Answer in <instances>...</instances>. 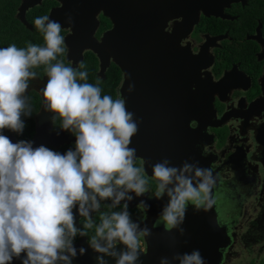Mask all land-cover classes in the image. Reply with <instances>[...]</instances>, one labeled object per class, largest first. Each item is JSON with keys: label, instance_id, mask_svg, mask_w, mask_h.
Masks as SVG:
<instances>
[{"label": "flooded vegetation", "instance_id": "obj_1", "mask_svg": "<svg viewBox=\"0 0 264 264\" xmlns=\"http://www.w3.org/2000/svg\"><path fill=\"white\" fill-rule=\"evenodd\" d=\"M23 1L0 0V5L15 11L19 22L29 28L18 16ZM88 1L90 4L96 0ZM106 1L110 4L115 2V5L120 3V0ZM138 1L145 2L148 9L159 10V15L166 13L168 18L164 20L165 34L150 36L147 45L149 63L154 64L153 71H159L161 80L142 84L146 87L137 89L136 98L140 100L136 101L148 106L147 116L153 118L155 131L160 128L157 121L168 124L188 122L189 132L183 137H188L194 154L214 171L213 208L227 236L219 249L218 264H264V0H134V4ZM61 5L60 0H41L29 8L27 20L32 25L29 29L34 30L33 21L37 17L48 16L52 9ZM151 15L154 16V11ZM97 17L93 35L101 40L113 24L103 9ZM70 33L71 28L61 27L64 58L69 67L78 69L80 64H88V53L93 52L84 51V59L73 66L72 60L66 58L65 38ZM135 51H139L138 44L134 45ZM96 59L98 81L92 84H99L102 95L121 98L119 88L122 80L116 92H108L112 90V70L118 66L111 60L103 77L98 73L99 60ZM189 64L195 67V79L191 81L190 88L185 86ZM40 74L37 73L38 78L30 81L26 92V95L34 97L28 99L32 106L31 116H22L25 122L23 132L18 134L4 129L0 134L8 136L13 143L31 141L33 147L44 145L65 153L74 148L75 135L62 130L60 120L53 121L55 114L45 110L39 88L44 87L47 76L45 72ZM146 88L148 90H144ZM41 114L47 119L48 128H44L48 138L37 142L38 117ZM209 118L212 124L206 125ZM252 144L256 151L250 159L247 151ZM233 152L235 154L231 155ZM135 163L143 169L142 176L147 181V190L143 193L149 198L164 197L165 192L156 196L158 182L146 173L142 159L136 157ZM119 191L123 188L115 189L111 199L97 197L99 209H89L93 222L91 228L85 229L86 218L73 210L75 226L86 231L87 235L81 236L78 232L72 238V247L80 243L91 246L89 239L95 235L101 214L123 211L125 204L133 222L134 218L139 221L145 219L146 211L138 203L134 204L132 191L126 192L124 198L113 206L115 194ZM128 196L132 199L128 200ZM191 204L194 205L189 202L186 206ZM160 218L159 223H165ZM137 235L141 247L145 248L144 237ZM18 260L14 258L12 264H21Z\"/></svg>", "mask_w": 264, "mask_h": 264}, {"label": "clouds", "instance_id": "obj_2", "mask_svg": "<svg viewBox=\"0 0 264 264\" xmlns=\"http://www.w3.org/2000/svg\"><path fill=\"white\" fill-rule=\"evenodd\" d=\"M34 24L43 33L44 46L29 44L18 48L12 44L0 48V132H23L22 116L32 114L26 92L30 81L38 78L33 69L43 65L47 76L41 90L43 105L55 114L53 121L60 120L62 130L75 135V146L60 153L44 145L33 147L31 141L13 143L0 134V264H12L14 258L20 259L21 264L67 261L65 251L75 255L72 238L78 232L87 235L75 226L74 209L86 218L84 228H91L89 209H99L97 197L111 199L115 189L123 188L116 192L114 206L128 191L139 196L147 190L143 169L135 163L136 150L129 147L138 125L124 98L102 95L98 83L87 82L86 70L77 71L57 61V56L64 52L59 22L42 16ZM79 67L83 69L84 65ZM132 89L130 84L129 92ZM166 164L167 161L155 164L152 178L158 182L155 194L159 197L175 176L176 184L168 191L170 201L160 218L165 229L170 230L179 222L177 217L183 219L187 203H193L197 209H211L216 181L211 168L197 169L198 184L194 187L190 179L176 175L177 169ZM127 207L125 204L123 211L110 215L102 213L95 235L89 239L98 252H107L98 243L104 238L110 242L109 247L113 242H121L131 249L120 255L117 264H133L141 247L138 225L131 220ZM148 234L144 229L140 236ZM181 264L204 261L194 251L185 254Z\"/></svg>", "mask_w": 264, "mask_h": 264}, {"label": "water", "instance_id": "obj_3", "mask_svg": "<svg viewBox=\"0 0 264 264\" xmlns=\"http://www.w3.org/2000/svg\"><path fill=\"white\" fill-rule=\"evenodd\" d=\"M60 1L62 5L52 9L48 17L50 20L59 22L61 27L71 28L72 33L65 38L68 49L67 60H72L73 66H77L84 59V51L90 50L99 60V75L105 76L111 60L122 71L120 97L124 98L127 110L133 113V119L138 125V131L131 138L129 145L130 148L136 150L134 159L141 158L146 173L151 176L155 164H163L167 161L166 167L176 168V175L183 174L185 178L192 181L194 187L197 186L198 178L195 177V171L210 167L207 162L203 163L194 154L190 148L191 145L188 144V137H183V134L189 132L186 126V123L187 125L189 123L168 124L157 121L160 123V128L155 131L152 128L153 118L147 116L149 115L148 106L141 105L137 102L140 99L136 98L137 89L146 87L142 84L158 83L161 80L159 71H153L154 64L149 63L147 45L150 36L165 34L163 26L164 20L168 18L165 16L166 13L159 15V10L148 9L146 3L142 1L134 4V0H120L118 5H115V2L110 4L106 0H96L90 4L87 3L88 0ZM40 2L41 0H24L19 10L20 20L29 28H32V25L27 20V11ZM102 9L104 14L111 19L113 26L99 40L93 34L98 24L97 14ZM153 11L154 16L151 15ZM137 44L139 45L138 53L134 52V45ZM188 61L192 60L188 58ZM161 76L164 79L163 70ZM45 79L47 82L46 77ZM194 79L195 67L189 64L185 86L190 88L191 81ZM130 84L133 85L131 92L128 90ZM42 89L39 88L41 94ZM209 124H212L210 118L206 125ZM38 125L39 134L36 136V141L43 142L48 138L45 133V128H48L45 115L41 114L38 117ZM255 151L256 148L252 144L247 151L250 159H253ZM234 154L235 152L231 155ZM186 165L187 170H185ZM212 176L216 180L214 171H212ZM175 184L174 176L172 183L165 186L164 197L161 196L159 199L149 198L144 193L137 196L134 192V204L138 203L146 211L145 219L139 221L134 218V223L138 225L137 234L144 229H147L149 234L143 236L145 248L138 249L137 258L133 264H181L183 256L190 255L194 251L200 253L204 264H218L219 249L224 244V237L227 236L218 222L213 208L214 204L207 211L203 207L197 209L192 204L186 206L183 219L177 217L179 222L170 230L165 229V223H156L170 201L168 191ZM109 243L107 239L99 241L100 246L106 248L107 252H98L92 246L80 243L73 247L75 255L64 252L68 260H57L56 264H117L122 253L131 252V249L123 243H111L110 247ZM81 248L84 249L83 254H81ZM18 262L21 260L19 259Z\"/></svg>", "mask_w": 264, "mask_h": 264}, {"label": "trees", "instance_id": "obj_4", "mask_svg": "<svg viewBox=\"0 0 264 264\" xmlns=\"http://www.w3.org/2000/svg\"><path fill=\"white\" fill-rule=\"evenodd\" d=\"M15 11L4 9L0 5V48H6L12 44H15L18 48H26L29 44H35L38 46H44L45 41L43 40V33H41L34 24V30H30L23 26L21 22L15 17ZM34 22V21H33ZM65 50L63 54L57 56V61H62L65 66L70 64L64 58ZM88 64H83L84 68L80 67L76 69L77 71L86 70L88 73V83H96V69L98 67V61L93 53H88ZM57 61H52L56 63ZM36 73H44L45 66L41 65L38 68L33 69ZM112 84L110 87L112 90H109L110 94L116 92V87L120 84L122 80V72L118 67H114L112 70ZM40 74V75H41ZM84 82V81H81ZM33 95H27L28 99ZM34 97V96H33Z\"/></svg>", "mask_w": 264, "mask_h": 264}, {"label": "rangeland", "instance_id": "obj_5", "mask_svg": "<svg viewBox=\"0 0 264 264\" xmlns=\"http://www.w3.org/2000/svg\"><path fill=\"white\" fill-rule=\"evenodd\" d=\"M45 45V44H44Z\"/></svg>", "mask_w": 264, "mask_h": 264}]
</instances>
